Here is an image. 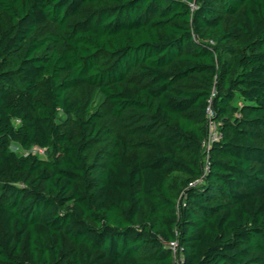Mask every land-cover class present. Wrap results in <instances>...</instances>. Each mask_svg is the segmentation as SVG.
Wrapping results in <instances>:
<instances>
[{"label": "trees", "instance_id": "16d2710c", "mask_svg": "<svg viewBox=\"0 0 264 264\" xmlns=\"http://www.w3.org/2000/svg\"><path fill=\"white\" fill-rule=\"evenodd\" d=\"M172 241L264 264V0H0V264H174Z\"/></svg>", "mask_w": 264, "mask_h": 264}, {"label": "rangeland", "instance_id": "374dc122", "mask_svg": "<svg viewBox=\"0 0 264 264\" xmlns=\"http://www.w3.org/2000/svg\"><path fill=\"white\" fill-rule=\"evenodd\" d=\"M89 10H91V7H88L86 9V11ZM53 29H54V25L48 24L46 27L40 30V34H42L45 31H51ZM225 58L229 59V56H226ZM132 81L136 84L138 83L136 79L131 80V82ZM71 98L74 101L79 102L83 105L84 104L89 105L91 112L101 111L103 116V123L105 124V126L111 129V131L114 134L123 136L127 141L139 143L147 138L145 135L138 133L137 130H134V125L131 124L130 122L115 120L111 115L110 107L105 99V96L99 90H97V88L90 85L81 86L71 92ZM236 104H240V101L236 100ZM75 121L76 118L74 116L66 117L62 114H59L57 116V122L62 127L74 128ZM216 127L217 124L213 123L210 125V132L212 139L216 137L215 136ZM259 143H261V140H259ZM10 150L16 153L18 156H23L26 153H28L23 151L16 144H12L10 146ZM29 152L43 159H50L55 156V153L52 150V148H49L47 150H39L37 148H32ZM133 153L134 152H131L130 154ZM141 153L145 154V152L143 151H141Z\"/></svg>", "mask_w": 264, "mask_h": 264}, {"label": "built area", "instance_id": "2783aa9c", "mask_svg": "<svg viewBox=\"0 0 264 264\" xmlns=\"http://www.w3.org/2000/svg\"><path fill=\"white\" fill-rule=\"evenodd\" d=\"M215 136L216 137H214L213 139H216L217 138V132L215 133ZM210 138L212 139L211 136H210ZM167 245L169 246V248L171 249V252L173 254L174 264H179V262L181 261L182 257L179 254L178 247H177V243L174 242V241H172V242L167 243Z\"/></svg>", "mask_w": 264, "mask_h": 264}]
</instances>
